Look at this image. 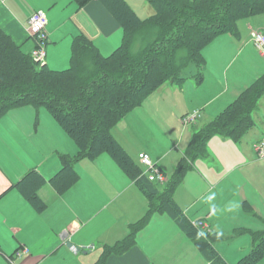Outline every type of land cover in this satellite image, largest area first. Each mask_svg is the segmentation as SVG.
Returning <instances> with one entry per match:
<instances>
[{
    "label": "trees",
    "instance_id": "trees-1",
    "mask_svg": "<svg viewBox=\"0 0 264 264\" xmlns=\"http://www.w3.org/2000/svg\"><path fill=\"white\" fill-rule=\"evenodd\" d=\"M75 1L83 8L92 0ZM99 1L121 25L123 42L111 54L104 55L81 33L74 38L71 65L66 69H54L46 61L35 60L10 33L0 29V118L19 105L47 107L78 145V158L94 160L102 153L110 154L146 196V214L130 224L127 236L113 245H105L94 264H105L110 254H122L135 245L138 232L149 224L156 212L169 213L211 264H229L210 235L202 232V220L189 218L175 200L174 191L195 160L204 157L213 134L239 140L251 126L252 114L264 93V75L204 125L198 126L197 118L189 121L187 116H182L193 133L175 174L163 184H156L143 175L132 155L112 133V127L133 108L144 104L145 99L164 83L181 85L188 77L182 74V69L190 63H195L199 71L189 76L200 84L206 67L204 47L222 33L238 36L239 20L263 13L264 0H148L155 8L152 19L141 17L127 0ZM151 24L158 28L154 40L136 52L130 50L131 35ZM86 49L95 54L96 65L91 71L79 68V55ZM180 51H185V55L177 60L175 54ZM67 76L72 83L61 82L62 77ZM79 177L73 161L63 157L61 169L52 177L46 178L37 169H31L14 183V187L37 210L43 211L47 203L40 198L38 190L44 184L50 182L62 193ZM244 204L248 206L245 211L252 210L249 204ZM259 218L263 228L239 229L252 236L251 249L240 257L239 264H259L264 257V218Z\"/></svg>",
    "mask_w": 264,
    "mask_h": 264
},
{
    "label": "rangeland",
    "instance_id": "rangeland-1",
    "mask_svg": "<svg viewBox=\"0 0 264 264\" xmlns=\"http://www.w3.org/2000/svg\"><path fill=\"white\" fill-rule=\"evenodd\" d=\"M40 1L42 0H4V4L2 3L6 9L8 7L9 11L7 10L8 12L5 14L0 12V28L10 33L15 41L22 45V49L26 53H32L35 48L34 37L29 32L28 19L31 9L37 4H42ZM128 2L141 17L145 19L154 17L155 8L148 0H128ZM68 10V6L64 5L62 11L67 13ZM238 27L240 30L238 36L228 32H226L228 34L222 33L223 35L215 37L204 48V51L207 49L213 51L216 48L224 47L229 51L226 53V60L228 63L232 60L230 69L223 70L220 79L211 78L218 81L221 86L227 85L229 82L233 85L239 84L246 87L249 82L264 75V57L259 53L251 36L253 30L262 31L263 29L264 31V12L243 17L239 20ZM157 30V26L151 24L134 32L129 39L130 50L136 52L143 49L148 41L154 40V33ZM69 42V36L62 34L56 48L53 43H48L47 60L51 62V66L61 69L68 67L70 63ZM122 42L123 36L115 38L111 42H105L101 37L96 39L94 44L104 55H109ZM184 52H177L175 59L179 60L181 56L185 55ZM211 55L213 56L212 53H210ZM79 56L80 70L91 71L95 68L94 51L86 49ZM206 59L208 68H210L208 57ZM198 69L199 67L195 63H190L188 67L182 69V74L189 76L199 71ZM62 78L61 82L72 83L68 76ZM201 90L196 87L194 79L191 77L185 80L183 86L164 83L145 99L144 104L133 108L112 127V133L129 151L146 178L150 176L151 172L140 159V154L143 152L149 153L157 166L164 170L169 178L175 174L192 136L191 128L184 124L182 116H187L189 121L192 120L190 117L197 118L198 123L203 121L199 115H194L199 111V109H195L199 108L195 99L197 97L200 99ZM259 104L254 118L258 119L259 116L264 119V93L259 99ZM255 121L254 124L258 122ZM253 141L254 138L248 136V132H246L237 142V147L242 154L247 156L248 160L254 157L263 160L264 158H259L253 149ZM78 152L79 147L74 139L67 134L55 115L45 106L33 104L15 106L7 110L0 118V177L9 179L10 175L15 176L23 172L26 174L35 167L45 175L52 176L56 169H61L63 157H67L73 161L75 170L86 181L94 179V173L96 176L101 173L100 178L96 179L104 180L102 178L104 176L113 183L114 189L122 190L131 183L127 173L110 154L102 153L93 160L78 158ZM226 153L227 150H224V154ZM203 158L205 165L213 167L215 171L221 170L222 167L219 168L220 163L218 164V158L213 151L207 149ZM200 162L199 159L195 160L193 167L185 174L182 183L174 191V198L190 214L205 217V224L210 228L202 227V232L210 235L216 249L229 264H239V257L247 254L252 246V236L249 233H241L239 229L257 230L263 228L259 217L264 218V208L261 211L252 209L243 214L238 213L231 205L234 201L231 190L226 191L225 196V191L219 185L215 184L211 187L207 179L209 178L207 171L200 165ZM93 183L94 192L103 191L98 185L99 182L94 181ZM163 183L162 181L158 182V184ZM7 187L1 189L0 192L6 190ZM52 188L47 183L41 188L46 198L47 193L52 192ZM133 189L139 195L141 194L139 188ZM141 196V204L145 205L147 200L143 194ZM166 235L170 239H176L177 230L170 231ZM182 237H185L186 241H192L191 239L187 240L189 237L186 233H182ZM191 248L192 264H211L200 249L196 245L194 246V243ZM172 262L178 264L176 259ZM259 264H264V257Z\"/></svg>",
    "mask_w": 264,
    "mask_h": 264
},
{
    "label": "crops",
    "instance_id": "crops-1",
    "mask_svg": "<svg viewBox=\"0 0 264 264\" xmlns=\"http://www.w3.org/2000/svg\"><path fill=\"white\" fill-rule=\"evenodd\" d=\"M3 2L4 0H0V12L5 14L9 10L2 5ZM40 2L42 4H37L31 9L30 16L37 10L46 12L47 45L53 43L56 48L60 35L69 36L68 67L71 65L75 36L84 33L93 42L101 37L105 42H111L121 36L124 38L121 25L99 0H92L83 8H79L73 0ZM64 5L68 6L67 13L62 11ZM228 52L224 47L213 51L207 49L203 54L208 57L210 68L205 57L203 80L199 84L192 76H188L194 79L196 87L200 90L202 88L200 99L198 97L195 99L199 107L195 109L199 111L194 115H199L203 120L197 124L198 126L218 116L239 97L243 90L261 77L249 82L246 87L229 82L221 86L218 81L211 79H220L223 70L230 69L232 60L229 63L226 60ZM210 53L213 56H210ZM261 55L264 57L263 54ZM46 62L54 69H63L51 66L47 56ZM259 106L260 104L252 114L251 126L246 130L248 136L254 138L253 149L255 142L264 137V119L259 118L258 115V119L254 118ZM255 120L258 121L256 124H254ZM239 140L218 133L213 134L208 141V150L215 153L218 164L220 163L219 168H222L220 171L213 170V167L203 163L204 158H199L200 165L206 169L211 187L215 184L219 185L225 191V196L226 191L231 190L234 198L231 205L238 213H246L245 209H248V206H245L244 202L250 205V209L261 211L264 208V159L254 157L248 160L237 147ZM224 150H227L226 154ZM58 169L55 171L58 172ZM41 173L46 178L54 175L47 176ZM99 174L96 176L94 173V179L87 181L80 175L78 182L62 193L47 182V185L50 184L54 189L52 188L51 193H47V198L41 189L43 186L38 190L40 198L47 203L43 211L37 210L24 194L14 187V183L25 175L24 172L15 176L10 175L9 179L0 177V190L8 186L6 190L0 192V264H94L101 257L105 245H113L127 236L130 224L139 221L146 214L148 201L145 205L141 204V194L144 193L139 189L141 193L139 195L133 189L138 187L131 179L127 187L118 190L114 189L113 183L104 176H102L104 180L96 179L102 175ZM94 181L99 182L98 185L103 191H93ZM144 197L146 198L145 195ZM183 209L193 221L202 220L201 227L210 228L205 224L204 216H194L187 212V209ZM73 226H76V230L72 232ZM175 230H177L175 236L177 241L166 235ZM181 232L185 233L169 213L156 212L149 224L138 232L136 244L122 254H110L105 264H173L174 259L178 264H192L191 246L194 242L186 241Z\"/></svg>",
    "mask_w": 264,
    "mask_h": 264
},
{
    "label": "built area",
    "instance_id": "built-area-1",
    "mask_svg": "<svg viewBox=\"0 0 264 264\" xmlns=\"http://www.w3.org/2000/svg\"><path fill=\"white\" fill-rule=\"evenodd\" d=\"M47 23L48 17L44 10H37L29 17V32L36 41V46L31 54L35 60L43 63L46 61L47 56ZM251 36L254 44L256 45L260 53L264 55V32L261 30H253ZM190 119L194 118L190 117ZM254 150L256 151L259 158H264V137L255 142ZM140 159L142 163L146 165L151 172L150 176L148 177L150 181L157 184L158 182H163L167 180L168 177L166 173H164L157 166V163L154 161V159L149 153H141ZM71 228L72 232L76 230V226H73Z\"/></svg>",
    "mask_w": 264,
    "mask_h": 264
}]
</instances>
